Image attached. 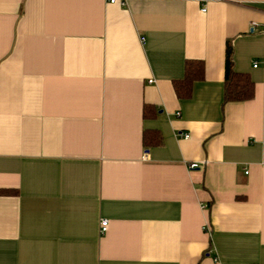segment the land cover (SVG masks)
<instances>
[{
    "label": "crops",
    "instance_id": "1",
    "mask_svg": "<svg viewBox=\"0 0 264 264\" xmlns=\"http://www.w3.org/2000/svg\"><path fill=\"white\" fill-rule=\"evenodd\" d=\"M0 264H264V0H0Z\"/></svg>",
    "mask_w": 264,
    "mask_h": 264
},
{
    "label": "trees",
    "instance_id": "2",
    "mask_svg": "<svg viewBox=\"0 0 264 264\" xmlns=\"http://www.w3.org/2000/svg\"><path fill=\"white\" fill-rule=\"evenodd\" d=\"M184 76L173 80L174 89L180 99L190 98L193 93V85L197 80L204 78L205 65L201 59H187ZM234 48L232 40L226 44L225 55V91L224 103L231 101H245L253 98L255 84L250 74L239 72L234 65ZM146 108H151L149 105ZM144 142L147 146L162 144V135L158 131H146Z\"/></svg>",
    "mask_w": 264,
    "mask_h": 264
},
{
    "label": "built area",
    "instance_id": "3",
    "mask_svg": "<svg viewBox=\"0 0 264 264\" xmlns=\"http://www.w3.org/2000/svg\"><path fill=\"white\" fill-rule=\"evenodd\" d=\"M112 2H114L115 0H111ZM205 9H206V7L205 8H203V10L205 11ZM255 25H257V23L255 22V21H253L252 22V26H255ZM258 66V62H255L254 63V67H257ZM149 82H153V79H150V81ZM184 135V137H189L188 135L189 134H183ZM200 164L198 163V162H191V163H189V168H191V169H193V168H196V167H198ZM108 219H106V218H102L101 219V223H100V226H101V232L103 233V232H105L106 230H107V226H108Z\"/></svg>",
    "mask_w": 264,
    "mask_h": 264
}]
</instances>
